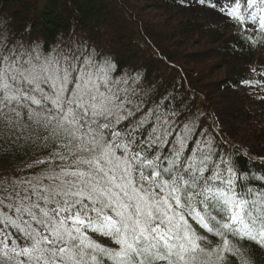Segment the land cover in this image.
Wrapping results in <instances>:
<instances>
[{
    "label": "snow or ice",
    "instance_id": "snow-or-ice-1",
    "mask_svg": "<svg viewBox=\"0 0 264 264\" xmlns=\"http://www.w3.org/2000/svg\"><path fill=\"white\" fill-rule=\"evenodd\" d=\"M196 3L232 29L233 51L264 50V0ZM142 69L85 39L0 29V160L29 157L0 169V264H255L264 170L225 146L182 80ZM251 71L264 89V66Z\"/></svg>",
    "mask_w": 264,
    "mask_h": 264
},
{
    "label": "trees",
    "instance_id": "trees-1",
    "mask_svg": "<svg viewBox=\"0 0 264 264\" xmlns=\"http://www.w3.org/2000/svg\"><path fill=\"white\" fill-rule=\"evenodd\" d=\"M140 1L0 0V29L13 39H23L35 33L36 38L49 43L60 35L67 40L71 32L78 30L86 37L80 39L88 40L98 50L103 48L111 52L124 68L142 65L148 80L167 82L169 86L174 80H182L187 97L194 101L195 108L205 112L211 121L217 122L214 97L233 85L254 79L251 70L264 66V50L256 48L249 52L245 47L241 51L235 46L236 50L233 51L232 29L223 23L211 26L192 17L182 16L173 20L170 18L171 13H167V16L151 15ZM155 2L154 9L162 13H185L187 10L183 0ZM13 8L19 11H13ZM150 19L152 21L148 22ZM31 26V33L25 36L24 28ZM111 27L119 38L107 41L103 39L105 30ZM138 35L151 46L149 50L152 54L146 53L145 46L148 44L139 40ZM195 46V50L199 51L194 50ZM160 68L166 72L155 77ZM255 103L261 105V112L249 107ZM230 119V124L222 126L220 131V136L226 141L225 146L246 151L248 156L243 157L244 163L251 172L259 174L264 170L260 165V158L264 157V96L243 101L230 114ZM240 119L244 121L243 125L239 123ZM28 159L27 156L22 159L9 156L0 160V169L16 172ZM255 264H264V251L255 253Z\"/></svg>",
    "mask_w": 264,
    "mask_h": 264
},
{
    "label": "rangeland",
    "instance_id": "rangeland-1",
    "mask_svg": "<svg viewBox=\"0 0 264 264\" xmlns=\"http://www.w3.org/2000/svg\"><path fill=\"white\" fill-rule=\"evenodd\" d=\"M155 3H156L155 0H148L147 3L145 2V0L140 1V4L142 5V7H145V10H147L146 12L151 13V15L165 14V16H167L166 15L167 13L168 14L171 13L170 18H172L173 20H178L180 17L183 16V18H191L192 17V18L200 19L201 22H205V24L211 25V26L221 24V20L217 16V14L211 12L208 9L201 8L199 6V4L196 3V0H192L189 2L191 4V6H189V4H185L187 6V10H185V13H180V12L177 13L176 11H172V12L167 11V12L162 13L161 11L154 9L153 5ZM151 6H153V7H151ZM13 11L18 12L19 9L17 8L15 10L13 8ZM159 18H161V17H159ZM159 18H155L154 20H158ZM150 21H152V20L151 19L148 20V22H150ZM111 28L105 30V35H104L103 39H107V41H109V40H112L113 38H116V39L119 38V36L116 37L114 35L115 32L112 31L113 27H111ZM24 29H25V36H27L28 34L31 33L33 27L32 26L30 28L26 27ZM120 30H122V29H120ZM137 34H139V32H137ZM81 37L86 38V37H84L82 32H79L78 30H74L73 32L70 33L68 38L78 40ZM138 39L141 40L142 42L144 41V43L148 44V42H146L145 39H142L140 37V35H138ZM145 47H147L146 53L152 54L151 51L149 50V48H151V46L148 44ZM195 49H196V46L194 47V50ZM202 50H203V47H202ZM152 51L156 54L155 50L152 49ZM195 51H199V50H195ZM156 57H158V56L156 55ZM163 62L165 63L164 60H163ZM165 65L168 67L167 64H165ZM213 66H211V67H213ZM163 72H166V71L163 68H160L159 70H157L155 77L163 75ZM253 78L254 79H250L246 82L233 85L227 91L221 93L220 95L217 94L216 97H214L215 101H213V103L214 102L216 103L215 108H214V115H215L217 123L219 125L218 126L219 131L222 130V126L224 127V126H228L230 124V122H231L230 114L232 112H234L240 106V104L243 101L247 100L248 98L258 99V98H261L264 96V89H261V88H258L255 86V83L260 80V77L258 75H254ZM249 107L251 109L257 111V112L262 111L261 105L257 104V103L252 104ZM243 122L244 121L242 119L239 120V123L241 125L244 124Z\"/></svg>",
    "mask_w": 264,
    "mask_h": 264
}]
</instances>
